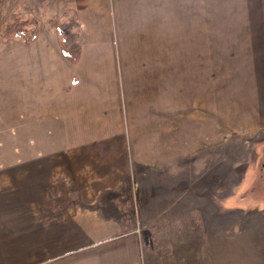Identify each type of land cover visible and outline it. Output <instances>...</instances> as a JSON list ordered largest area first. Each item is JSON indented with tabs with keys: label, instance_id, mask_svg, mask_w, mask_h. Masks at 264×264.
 I'll list each match as a JSON object with an SVG mask.
<instances>
[{
	"label": "rangeland",
	"instance_id": "rangeland-1",
	"mask_svg": "<svg viewBox=\"0 0 264 264\" xmlns=\"http://www.w3.org/2000/svg\"><path fill=\"white\" fill-rule=\"evenodd\" d=\"M53 1L61 14L50 15L47 5L28 16L19 14L24 0H0V48L25 40L4 33L16 18L35 19L48 36L61 21L80 22L76 12L86 0ZM125 1L124 10L135 7L149 19L169 15L158 26L166 34L152 39L168 44L150 48L164 51L147 75L155 74L157 97L141 99L138 121L125 127L117 55L112 103L120 113L94 101L75 104L74 119H54L61 113L53 102L44 101L42 111L26 102L16 63V124L12 134L0 133V167H15L17 182L28 177L23 167L44 173L32 176L47 184L34 198L43 195L47 208L56 203L57 213L60 205L73 222L83 215V228L136 236L142 264H264V0ZM47 58L34 62L43 71L64 67ZM56 94L65 101L63 90ZM28 257L16 255L15 264Z\"/></svg>",
	"mask_w": 264,
	"mask_h": 264
},
{
	"label": "crops",
	"instance_id": "crops-1",
	"mask_svg": "<svg viewBox=\"0 0 264 264\" xmlns=\"http://www.w3.org/2000/svg\"><path fill=\"white\" fill-rule=\"evenodd\" d=\"M47 5L53 10L50 15L57 11L61 14L60 7L53 0H24L19 14L35 16V11ZM125 6V0H86L85 6L78 9L76 14L81 25L83 49L80 60L75 64L64 57L58 30L49 36L45 30H41L29 44L25 40H18L8 42L0 48V103H6V107H0L5 114L0 116V133L12 134L16 124L13 107L16 63L23 65L22 87L27 103L31 100L38 102V109L42 111L46 105L44 101L53 102L55 112L61 113L56 118L54 116V119H74L75 113H70L72 110L75 111L81 105L88 107L87 104L94 101L100 106L104 105L110 114L115 110L120 113L121 110L112 103L119 96L120 84L117 77L112 76L115 73L112 70L113 62L119 55L124 125L127 128V120L130 126L133 121H138L140 100L145 98L152 101L157 97L155 90L158 86L153 87L157 85L154 83L155 74L151 72L150 77L147 75H150L148 71L157 54L162 56L164 51L160 48L153 52L150 48L153 45L157 48L158 45L168 44L157 43L152 39H160L166 34L165 29L162 33L158 32V26L170 23V18L160 8L157 14L163 13V18L149 19L150 14H140L135 7L124 10ZM117 21L118 30L115 27ZM153 26L156 28H152ZM129 33L134 34V38H130ZM121 47H127L128 56L125 58ZM46 56L50 57L47 58L50 62L54 61L51 57L59 59L64 67L58 70L62 67L59 62L58 67L50 66L47 71L41 70V64L34 61L38 59L41 62ZM165 61V58H160L158 62ZM140 63L147 65L142 66ZM75 74L80 76V83L74 84ZM53 82L61 87L56 90L50 86ZM145 86H149V91L144 93L142 89ZM59 90H63L65 101L58 103L56 93ZM28 107L26 110L30 111L31 105ZM132 129L133 127L130 132ZM132 137L130 136V141L137 140ZM15 169L0 167V264L18 263L16 255L29 256L21 264H142L136 236L112 235L104 228H83L79 224L87 222L83 215H78V221L74 222L67 217L63 218L60 205L57 213L56 203L49 204L47 208L43 195L34 198L33 192L42 189L46 191L47 184L44 186L32 176L44 173L23 167V175L27 174L28 177L17 182L13 178ZM16 191H21V194H16ZM88 203L86 202L87 206Z\"/></svg>",
	"mask_w": 264,
	"mask_h": 264
},
{
	"label": "trees",
	"instance_id": "trees-1",
	"mask_svg": "<svg viewBox=\"0 0 264 264\" xmlns=\"http://www.w3.org/2000/svg\"><path fill=\"white\" fill-rule=\"evenodd\" d=\"M32 25V28H30ZM76 18L61 21L57 30L61 35V48L64 57L71 63H77L82 55V30ZM5 35L17 34L25 38L27 44L31 43L39 34L40 29L35 19L16 18L3 29Z\"/></svg>",
	"mask_w": 264,
	"mask_h": 264
}]
</instances>
